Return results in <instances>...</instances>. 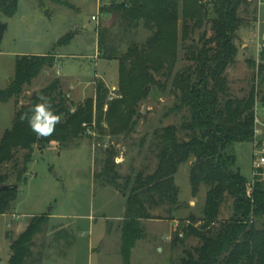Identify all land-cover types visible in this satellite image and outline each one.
I'll return each mask as SVG.
<instances>
[{"label":"trees","instance_id":"1","mask_svg":"<svg viewBox=\"0 0 264 264\" xmlns=\"http://www.w3.org/2000/svg\"><path fill=\"white\" fill-rule=\"evenodd\" d=\"M55 1L65 4L62 0ZM210 1L217 16L210 21V30H205L199 39L192 34L201 30L208 19L201 0H122L100 7L102 13L112 14L116 19L112 26L98 28V44L101 57L119 61L121 98L109 102L105 110L108 90L99 82L96 97L73 108L62 90V81L55 79L35 92L29 104L17 109L12 128L5 131L0 141V216L17 200L15 186L22 181L35 146L45 147L53 142L68 145L83 138L87 127L94 123L100 132L128 135L135 130L139 104L150 96L154 86L162 88L170 82L176 101L165 115L183 114V123L180 127L170 125L153 132L150 146L158 160L156 169L148 174L140 171L122 176L117 162L119 150L109 145L101 147L102 168L94 172L96 181L127 194L121 226L125 263L129 264L133 248L145 237L144 221L159 218L153 214L155 209L167 207L168 219H176L175 212L182 209L176 175L194 159L190 168L192 195L198 197L205 186L206 202L202 218L191 216L183 230L176 227L172 231L173 248L192 237L199 241L194 248L185 250L179 264H264V179L257 178L248 195L247 178L234 168L237 159L234 146L251 143L255 135L257 93L253 86L248 96H234L227 76V70L238 62L236 39L244 22L240 10L242 7L247 10L252 1ZM18 9V0H0V10L7 17H14ZM116 21L122 27V37L112 30ZM142 22L151 35L144 43L129 41L126 51H122L125 36L137 31ZM71 37L68 34L60 42H69ZM181 48L191 65L175 73ZM56 62L57 56L52 53L18 55L14 77L6 89L0 90V101L17 99L26 84ZM260 81L264 83L263 76ZM40 93L50 99L53 110L61 116L55 133L47 138H37L27 120H21L23 114L31 115L29 109L38 102ZM181 133L185 137L181 138ZM146 139L142 138V144ZM18 150L27 153L16 183L11 184L10 174L3 172L2 167L15 160ZM4 186L11 188L2 190ZM229 200L233 202L232 214L222 220V207ZM47 223L45 215L32 218L12 242L9 264H30L35 260L34 240L44 234Z\"/></svg>","mask_w":264,"mask_h":264},{"label":"rangeland","instance_id":"2","mask_svg":"<svg viewBox=\"0 0 264 264\" xmlns=\"http://www.w3.org/2000/svg\"><path fill=\"white\" fill-rule=\"evenodd\" d=\"M62 1L65 4L55 0H18V12L12 18L0 10V90L10 85L18 55L52 53L57 56L56 64L26 84L17 99L0 101V141L5 131L12 128L17 109L29 104L35 92L55 79L62 81V90L73 108L95 98L99 82H103L108 90L105 110L109 102L121 98L119 61L99 55L98 28L112 26L116 20L112 14L102 13L100 7L122 0ZM251 1L247 10L244 7L240 10L244 22L236 39L238 62L227 70V76L231 93L236 97L248 96L255 86V113L261 122L258 128L264 135V83L260 81L264 77V0ZM201 6L206 9L208 19L201 30L192 34L196 39L205 30H210V21L217 16L210 0H201ZM93 16L98 19L94 20ZM112 30L122 37L119 22L116 21ZM68 34H72L69 42H60ZM150 35L142 22L137 31H130L123 37L122 51H126L129 41L134 39L144 43ZM190 65L181 48L174 72H181ZM161 82L165 83V78ZM115 87L120 96L113 94ZM175 101L170 82L162 88L154 86L150 96L139 104L135 117L137 124L130 134L112 136L108 131L100 132L94 123L87 127L83 138L68 145L53 142L45 147L35 146L32 160L18 184L17 200L6 214L0 216V264H9L12 242L37 215L47 216L48 223L44 234L35 237L32 248L35 260L30 264H126L121 250V226L127 194L94 179V172L102 168L100 149L116 146L122 176L154 171L158 160L150 146L153 132L170 125L180 127L183 123V114L165 115ZM106 123H103L105 127ZM180 136L185 137L184 133ZM234 151L237 158L234 168L247 178V182L252 181L251 143H237ZM26 153L18 150L15 160L2 167L3 172L10 174L11 184L16 183ZM193 161L183 165L176 177L182 203V209L175 212L177 225L168 219L167 207L155 209L153 214L159 218L144 221L145 237L133 248L129 264H179L185 250L198 244V239L192 237L173 248L170 239L173 229L183 230L191 216L203 217L207 187L203 186L194 199L190 182ZM16 164L19 167L16 168ZM232 206V200L223 205L222 220L230 218Z\"/></svg>","mask_w":264,"mask_h":264},{"label":"clouds","instance_id":"3","mask_svg":"<svg viewBox=\"0 0 264 264\" xmlns=\"http://www.w3.org/2000/svg\"><path fill=\"white\" fill-rule=\"evenodd\" d=\"M28 113L22 115L21 120H27L28 125L37 138H47L55 133L56 126L61 123V116L53 110L50 99L43 93L37 97Z\"/></svg>","mask_w":264,"mask_h":264},{"label":"built area","instance_id":"4","mask_svg":"<svg viewBox=\"0 0 264 264\" xmlns=\"http://www.w3.org/2000/svg\"><path fill=\"white\" fill-rule=\"evenodd\" d=\"M94 20H97V16H93ZM114 89V95L120 96L118 93H116L117 89L116 87ZM256 123V130L253 140L251 141L252 145V176L253 180L247 182L248 187V195H251L253 185L255 183V180L260 177V179H264V135L260 132V129L258 128V123L260 122V119L258 116H256L255 119Z\"/></svg>","mask_w":264,"mask_h":264},{"label":"water","instance_id":"5","mask_svg":"<svg viewBox=\"0 0 264 264\" xmlns=\"http://www.w3.org/2000/svg\"><path fill=\"white\" fill-rule=\"evenodd\" d=\"M203 136H206V132H205V134H203ZM10 188H11L10 186H4V187H2V190H7V189H10ZM15 188L17 189L18 185H16Z\"/></svg>","mask_w":264,"mask_h":264},{"label":"crops","instance_id":"6","mask_svg":"<svg viewBox=\"0 0 264 264\" xmlns=\"http://www.w3.org/2000/svg\"><path fill=\"white\" fill-rule=\"evenodd\" d=\"M176 177H177V175H176ZM195 199V198H194ZM172 222L173 223H176L175 225H177V222H178V220L177 219H175V220H172ZM172 225H174V224H172ZM172 238V236H170V239Z\"/></svg>","mask_w":264,"mask_h":264}]
</instances>
